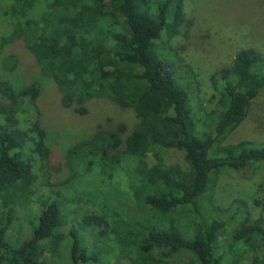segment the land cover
Wrapping results in <instances>:
<instances>
[{
    "label": "trees",
    "instance_id": "obj_1",
    "mask_svg": "<svg viewBox=\"0 0 264 264\" xmlns=\"http://www.w3.org/2000/svg\"><path fill=\"white\" fill-rule=\"evenodd\" d=\"M226 2L250 20L264 11ZM190 24L185 0H0V49L23 43L63 108L82 117L105 100L136 120L130 132L99 125L55 168L32 115L40 88L0 80V264H264L263 192L257 217L239 199L203 208L221 175L264 163V142L230 141L264 89V55L238 50L203 107L196 72L169 46ZM16 60L1 63L14 72ZM170 151L183 162L167 164Z\"/></svg>",
    "mask_w": 264,
    "mask_h": 264
},
{
    "label": "rangeland",
    "instance_id": "obj_2",
    "mask_svg": "<svg viewBox=\"0 0 264 264\" xmlns=\"http://www.w3.org/2000/svg\"><path fill=\"white\" fill-rule=\"evenodd\" d=\"M243 2L244 0H240L241 4ZM237 8L234 2L228 5L226 0H185V14L192 24L185 30L184 37H176L169 43L171 52L179 55V64L188 63L196 72L199 97L203 107L210 106L213 95L218 97V93L214 92L210 83L211 75L230 64L238 50L254 47L264 55V23L261 17L264 11L258 10L259 17L250 20L247 17L248 11L243 12ZM254 23L257 25L254 26ZM164 52L165 59L172 62L173 58L166 56L168 51ZM9 56L17 59L14 72L4 68L1 63ZM180 71L178 70L177 73ZM0 80L11 82L18 88L29 87L32 84H37L36 86L40 88V96L36 100L40 113L31 112L33 119L38 120L47 131L51 150L50 160L55 168H62L68 147L93 133L99 125L114 129L118 124L125 123L127 131L130 132L136 123L133 111L121 109L110 101H89L88 114L82 117L63 108L58 90L41 76L34 57L21 42L0 49ZM177 82L184 87L183 84H187L189 79L182 78ZM191 106L194 108V101L191 102ZM196 118L199 119L198 115ZM206 124L208 126V121ZM244 139L264 142V89L251 106L250 115L230 141ZM176 162H183L181 152H168L166 163ZM51 168V178L56 182L59 176L54 173L53 167ZM261 193L264 195V163L221 175L213 197L209 198L207 193L204 194L206 203L203 208L209 210L212 206H216L219 209H226L233 200L239 199L245 202L253 212V216L257 217L258 210L254 206V200L259 198ZM16 214L18 217L21 216L20 211H16ZM233 227L234 223H231L230 231ZM18 228V225L13 227L15 233ZM22 232L23 236L27 237L28 231ZM227 240L228 237L223 236L220 239L221 245ZM180 259L184 260L182 257ZM177 261L175 264H178Z\"/></svg>",
    "mask_w": 264,
    "mask_h": 264
}]
</instances>
